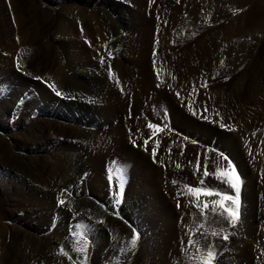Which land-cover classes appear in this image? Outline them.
I'll return each mask as SVG.
<instances>
[{"label": "rangeland", "instance_id": "rangeland-1", "mask_svg": "<svg viewBox=\"0 0 264 264\" xmlns=\"http://www.w3.org/2000/svg\"><path fill=\"white\" fill-rule=\"evenodd\" d=\"M131 1L132 3H130ZM142 1L0 0V42L1 44L4 42L2 47L0 44V260L2 262L4 257L7 258L9 255L7 264H20L16 260V247L14 248L12 245L16 240L24 242V244H29L31 241V247H28L31 255L34 251L30 249L35 247L36 241L42 243L44 247H50L53 242H56V238L52 237L50 233L58 224L54 223L52 229L50 228L47 203L54 199L57 200V205L61 206L58 201L61 199L66 201L63 193L57 194L58 187L54 184L58 182V178L65 170L60 164L61 157L65 156L71 146H80L73 136L76 128H84L87 131L86 134L90 136L98 134L100 141H104L105 136L112 133H114L113 139L116 141L124 133L122 143L127 142L130 148L143 153L141 151L143 139L137 137L134 140L128 134L130 129L127 131L123 129L126 128L125 118L131 122L139 120V117L132 115V110L126 114V111H123L116 103L119 99L118 96L115 95L116 100L110 99V96L106 97L110 101L106 102L103 110L95 109L90 105L69 107L64 104V100H68L66 94L62 92L65 88L59 89L56 83L58 72L56 68H58V62L66 56L65 53L71 55L72 58L75 57L74 59L94 58L95 63L93 62L92 66H97L95 68L99 76L96 71L94 74L99 81H103L104 77H110L109 65L111 72H115L114 75H117L116 66L118 64L117 70L120 67L122 69L118 71L120 80L132 78L135 63L131 48L132 35L138 34L141 28L149 26V22H152L153 25L157 21H160L161 24L164 22L161 15L149 14L152 7L147 6L148 4L146 7L144 6L145 13L140 11L139 8L143 7L144 3ZM158 1L149 0L148 3L153 6L163 4ZM197 1L199 0H195V3ZM212 1L216 12H218L217 22H222L224 16L229 15L227 21L233 19L234 30L229 40L232 45L235 43L234 50L226 52V56V53L219 55L220 61L216 60L218 65L215 64L218 67L215 66L216 68L212 69L211 73L207 71L200 73L201 86L195 91L199 95L194 93L192 98L187 95L184 100H179L180 95L172 85L166 89L169 98H174L171 105L175 108L177 124L176 121L172 122L169 113L166 115L167 118L161 122L152 118H148L147 121L148 125L152 124L158 130H166L169 136L177 138L180 144L177 142L178 149L176 150L184 151L183 155L187 152L185 157L194 156L192 162L196 160V165L192 166L193 164L190 162L187 165L185 157L182 163L174 162L170 153L172 154L175 148L172 146L164 153L162 148V144H165L164 139L153 133L147 140L149 143L154 140L155 145L147 149V157L136 155L134 158L136 163H133L132 166L116 168L115 176L110 181L113 182L110 185L111 200L114 199L113 187L122 184V198L125 199L128 196L133 206L137 207V204L139 206L135 221H130L122 212V206H119L120 209H116L115 200L112 201L113 209L107 211L109 216L116 221L117 226L119 225L118 229L121 228L114 240H109L111 242L109 247L113 250V258L117 259L118 255L120 260H117L125 262L124 264H135L128 262L127 255L132 252L138 256L136 264L144 262L148 264H203L202 256L204 257V250L207 247H211L216 253L215 264H264V108L259 111L256 105L257 100L264 97V0H245L242 6L237 5L236 0ZM177 2L181 6L189 3L188 0H177ZM204 2H208V0L199 1V3ZM104 9L111 10L110 12L122 23L120 27L119 24L111 23V20L105 27L106 29L102 31L94 26L93 21L97 20L98 16L100 17V13ZM148 9L150 10L148 11ZM253 13L254 15H252ZM255 14L259 19L258 25L254 29H250L251 26L246 28V25L249 26L250 18L255 17ZM167 25L166 21L165 26ZM67 30L72 36L70 37L71 43L66 42L63 36ZM103 31L106 32L103 33ZM120 36L123 38H119ZM12 39H16L18 42V49L17 46L12 45ZM109 53H111V57ZM24 54H31L30 59L33 57V60L28 61L30 64L26 62ZM126 54L129 55L126 56ZM153 58L148 59L150 68H147V72L150 78L155 77V80L159 82L161 74L159 75V68L154 64L156 59ZM98 59L100 63L97 62ZM102 59L104 60L103 64L101 63ZM151 60H154V63ZM202 62L205 63V59ZM23 63L25 64L23 65ZM152 63L155 67L152 66ZM152 68H154V73H157L153 74ZM121 71L124 74H121ZM203 72H205L204 75ZM88 76L90 75H85V78ZM171 76L175 77V74L173 73ZM205 83L209 88L211 87V92L208 87L202 86ZM49 84H52L55 90L62 92L63 95L57 96L53 89L47 86ZM258 84L262 90V96H258L259 90L256 88ZM99 87L103 86L99 85ZM68 88L74 90L76 87ZM205 91L207 92L205 93ZM119 93L120 91L117 95ZM212 93L217 96L215 97ZM55 96L60 101L54 99ZM130 98L131 100L135 99L131 95ZM199 103L201 109L197 105ZM205 108L207 112H205ZM210 112L212 115L208 114ZM245 113L249 117L245 116L248 122L255 121V125L260 127L254 134L260 138L258 143L256 138H251V136L247 138L241 134L245 125L244 121L241 122V117ZM204 122L211 123L210 127L213 130L210 129V133L200 127L205 124ZM221 123L230 126L232 130H229V127L222 128ZM85 136L87 135L82 134L80 139L82 140ZM252 139L256 143H253ZM251 140L252 143H250ZM157 141H159L158 146ZM241 142L243 143L241 144ZM190 144L192 149L188 148ZM153 149L156 150L155 157H153ZM160 155H165V158L169 157L172 161L164 162V166H161L163 164H161ZM14 156L23 157L29 162L31 178L16 174L8 165L10 158ZM224 156H227L236 166L242 180L241 220L233 227L223 217L216 216L215 227L201 228L194 225L192 227L191 223L189 224L185 219L184 214L186 207L190 206L188 200L192 197L187 194V186L197 187L199 181L203 179L205 187L225 189L226 186L224 184L219 186L220 182L214 178L217 168L224 170L228 167V160H225ZM198 157L199 171H197ZM106 163L103 168L107 172L115 167L108 161ZM205 165L209 172L206 178L203 177ZM95 169V167H91L84 175L96 177L98 173ZM185 172L187 175L184 178L182 174ZM192 172L195 175L199 173L201 175L196 180V177H192ZM143 187L150 188L149 194L143 193L146 190ZM228 194H234V192L228 190ZM87 196L107 210L103 199H99L91 189H87ZM211 199H217V197L210 198L209 203ZM197 202L202 205L203 198ZM71 206L74 207V204ZM198 212L200 211L198 210ZM210 215L209 212L208 219H211ZM75 218L74 215L70 219L69 228L72 230L77 229ZM79 225L81 226V224ZM201 231L207 235L201 236ZM248 231L255 234L246 237L244 233ZM108 232L110 235L106 236L107 238L113 236L110 228ZM189 232L195 233L192 239L198 242L197 246L188 247ZM136 233L139 234V243L135 248H132L130 240ZM225 234L229 235L228 240L223 239ZM87 239L89 243H93L90 233ZM32 241L34 242L32 243ZM197 247L200 248V252H197ZM123 257L126 258L123 259ZM145 257L148 259L146 260ZM102 261H104L103 258L99 256L91 264H100ZM0 264H6V262Z\"/></svg>", "mask_w": 264, "mask_h": 264}, {"label": "bare ground", "instance_id": "bare-ground-1", "mask_svg": "<svg viewBox=\"0 0 264 264\" xmlns=\"http://www.w3.org/2000/svg\"><path fill=\"white\" fill-rule=\"evenodd\" d=\"M121 1L122 0H120V2ZM143 1H144V3H143ZM143 1H142L143 5H142V3L139 4L140 6L141 5L143 6V7H140L139 10L144 11V13H145L146 8H144V6L146 7V4H148L147 6L152 7L151 10L148 9V11L150 10L149 14L150 15L151 14L152 15H155V14L161 15L162 16L161 18L164 19V22L161 24L160 21H157V23L155 25H153L152 22H149L150 23L149 26L144 25L145 27L141 28V30L138 32V34L132 35V43H131L132 47L131 48H132V54L134 55V56L133 55L132 56L135 58L134 59L135 63H134V67H133L134 68V72H133L134 74H133L132 78L126 80L123 78V76H124L123 75L122 76L123 79L120 80L121 77H119L120 75H118V71L122 70V69L120 67V69L117 70V68H119V66H118L119 64H118L116 66L117 75H114V77H111V78L110 77H107V78L104 77L103 81H99L96 78L97 76H99L97 71H96L97 69L95 68L96 65L94 67L92 66V63L93 62L95 63L94 58L74 59L75 57L72 58L71 55L65 53L66 56L64 55L65 56L64 59H62L60 62H58V68H56L58 71L56 83L58 84L59 89L65 88L64 89L65 91L63 90L62 92L66 94L68 100H64V102H65L64 104H66L69 107H78L80 105H90V106L94 107L95 109L103 110L106 106V102L110 101V100L108 101L106 99V97L110 96V99H112V98L115 99V95L118 96L119 99L117 98L118 99L116 102L117 105H119V107L121 109H123V111L125 110L126 114L128 113L129 110H132L133 111L132 115L139 117V120H136V121L132 120L131 122L129 119L125 118L124 121L126 123V128L124 127L123 129L126 131L130 129L128 134L130 135V137L134 138V140L137 137L143 139L142 144H141V147H142L141 151L144 154L138 152L137 150H135L133 148H130L127 145V142L122 143L124 133L122 134L123 136L120 135L118 140L115 139L116 141H114V139H113L114 133L108 134L103 139L104 141H102V140L100 141L99 140L100 137H98V134L96 135L97 137L96 136H90V135L86 134L87 131H85L84 128H80V127H79V129L76 128L75 133H73V136L75 137L74 140H76V142H78V145H80V146H71L70 148H68L67 152L65 153V156L61 157L60 164L63 165L65 170H64L63 174L58 178V182L56 184H54L55 186L58 187L57 194L63 193V197L66 200L65 204L59 206V205H57V200H54V199L52 202L47 203L48 204L47 213H48L50 228L52 227V225L54 223L58 224L54 230L51 228L52 232L50 233L52 235V237L54 236L56 238V242H53V244L51 243L52 245L50 247H46V246L44 247L42 243H40L39 241L38 242L36 241L35 247L33 246V249H30V250L34 251V253L31 255V253L29 252V249H28V247H31L30 246L31 241L29 242V244H27V243L24 244V242L22 243L21 241L16 240L15 242H13L12 245L14 248L16 247L15 252L17 251V254L14 252V255L16 254V260L20 264H35L36 262H38L37 264H40V263L41 264H91V262L94 260H97V258L99 256H101L104 260L100 264H124L125 262H123V263L119 262L120 259H119L118 255L116 256V258L119 260L113 258L114 257V255H112L113 250L111 249V247H109V245L111 243L110 242L111 239L114 240L115 236L117 235V233L121 229V228L118 229L119 225L117 226L116 221L113 220L107 212L108 209H113L112 201L115 200V199L111 200V198H110V197H112L110 195L111 190H112V189L110 190V188H111L110 185L113 183L110 181H111L112 177L115 176V172L117 171L116 168L121 167V166H123V167L132 166L133 163H136V161L134 160L136 155L139 157H143V156L147 157V154H148L147 149L150 147H154L155 143L153 140V142H151V143L148 142V144L145 146L144 142L153 133L155 135H159L160 138L164 139L163 141L165 144L164 145L162 144V148H163L164 153L167 149H171L172 146L175 148V151L173 152L171 150L173 153L172 154L170 153V155H172L171 157L173 158L174 162H177V164L182 163L183 158L186 156L187 152L184 153L185 155H183V154L181 155V153H183L184 151H181V150L177 151L176 150V149H178V146H177V142L179 143L178 139L175 137L169 136L168 131H166V130H158L157 127L156 128L155 127L150 128L148 123H147L148 118L149 119L152 118L155 121L159 120L161 122L162 120L167 118L166 115L169 113L170 117L172 118V122L176 121V124L178 123L177 116H176V113L174 111L175 108H173V106L171 105L173 102L172 100L174 98L173 99L169 98L168 93H166L167 92L166 89L170 88V85H172L174 87V89H176L178 91V94L180 95L179 100H184V97H186L187 95H188V97L190 96V98H192L194 96V93L199 95V93L195 92V91H197L201 86V84H200L201 80L199 77L200 73L202 71H207V72L211 73L212 69L218 67V66H216V65H218V63L216 64V60L220 59V58H218V56L223 54V53H226V52L229 53L231 50H234L235 43L232 45L231 40H229L231 38V35L233 33V30H234V26L232 25L233 19L227 21L229 19L228 17L230 16L229 15L227 17L224 16V19L222 20V22H217L216 17H217L218 12H216L212 0H208V2H204V3H199L200 0L197 1V3H195V0H188L189 3H185V4H187L186 7H185V4H183L182 6L179 5L177 0H159L160 2H163V4L162 5L158 4V5H154V6H153V4L149 5V3H148L149 0H143ZM184 1H187V0H184ZM236 1H237L236 2L237 5L242 6V4L244 3L245 0H236ZM130 3H132V1ZM116 4H117V2H116ZM110 11L107 9L102 10L100 13V17L98 16L97 20L93 21L94 26H96V28H98V30L102 31V30L106 29L105 27H107L110 20H111V23H116L117 25L119 24V27H120V24H122L120 21H118V18L116 16H114ZM223 13H225V12H223ZM139 14H140V12H139ZM252 15H254V13ZM18 19H19V17H18ZM13 21L15 22V20H13ZM166 21L168 22L167 26H165ZM258 23H259V19L256 17V14H255V17L252 16L250 18V21L248 23L249 26L246 25L247 26L246 28H249L251 26L250 29L251 28L254 29V28H256ZM14 24L17 25V23H14ZM38 24H39V22H38ZM111 25H113V24H111ZM244 27H245V25H244ZM109 29H111V28H109ZM117 31H118V29H117ZM105 32L103 31V33H105ZM69 33H70V31L67 30L63 36H64V39H66V42L69 41V43H71L72 41L70 40V37H72V36H70L71 34H69ZM119 38H121V36ZM116 39H117V37H116ZM1 41H4V40L1 39ZM20 42L23 43L22 41H20ZM12 43H13L12 45L17 46V49L19 48V44L16 41V39L13 40ZM245 43H247V42H245ZM0 44H1V42H0ZM3 44H4V42H2L1 47ZM127 47H128V44H127ZM239 51H241V50H239ZM128 52H130V51L128 50ZM27 53H28V51H27ZM130 54H131V52H130ZM25 55L26 54H24L23 57L27 60L26 62L29 63L28 61L31 60L33 57L30 59L31 54L30 55L27 54L26 56ZM128 55L126 54V56H128ZM226 55H227V53L225 54V56ZM133 57H132V59H133ZM151 57H154L156 59L155 63H154V60H155L154 58H153L154 60L153 61L151 60V61L159 68V71H160L159 75L161 74L159 82L157 80H155V77L150 78V76H148L147 68H150L148 66V63H149L148 59ZM127 59H129V58H127ZM204 59H205V63L202 62V61H204ZM21 61H23V60H21ZM23 62H25V61H23ZM97 62H99V59ZM24 64L25 63H23V65ZM96 64H98V63H96ZM154 64L152 66H154ZM152 69H153V72H152V70H151V72L153 74L157 73V72L154 73V68H152ZM98 70H100V69H98ZM95 71L97 73L96 77L94 74ZM54 73H56V72H54ZM113 73H115V72H113ZM122 73L123 72L121 71V74ZM173 73L175 74V77L171 76V74L173 75ZM204 73L205 72H203V75H204ZM85 75H90V76H88V78H85ZM153 76H155V75H153ZM55 79H56V77H55ZM117 80L119 81V83H117ZM99 85L100 86L102 85L103 87H99ZM72 86H74V88L75 87L76 88L73 90L71 88ZM256 86L255 87L259 90L258 96H262L263 93L261 92L262 90H261L259 84ZM68 87H70L71 89H69ZM208 88H206V89L208 90ZM256 88H255V90H256ZM121 89H123V90H121ZM209 89L211 92V87ZM119 91L122 94L121 95L119 93L120 96H119V94L117 95V93ZM219 91L220 90L218 89V92ZM170 92H173V91L170 90ZM206 92L207 91H205V93ZM215 92H216V90H215ZM222 93L226 94L225 92H222ZM208 94L211 95V93H208ZM212 94H214V96H215V93H212ZM130 95L135 97V99L131 100ZM173 95H175V93ZM197 95L195 96L196 100H197ZM216 96H217V94H216ZM209 97H211V96H209ZM54 99H56L57 101H60V99L57 98V96H55ZM208 100H211V99L208 98ZM221 100H222V98H221ZM211 102H212V100H211ZM213 102H214V100H213ZM208 104H209V101H208ZM189 105H190V103H189ZM197 105L199 106L200 103ZM256 105H257V107H258L257 109L259 111L263 110V108H264V97H263V99H261V98L258 99ZM174 106H175V103H174ZM200 109H201V107H200ZM236 109H238V108H236ZM213 110H215V109H213ZM205 112H207V111L205 110ZM205 114H207V113H205ZM208 114H211V112ZM207 116H210V115H207ZM245 116H247L246 113L243 114L241 117V122L242 121L245 122L244 128L241 131L242 132L241 134H244L247 138L250 136H251V138H256V141L258 143L260 138L257 136H254V134L258 131L257 129H260V127H257L255 125V121L254 122H248L246 120ZM257 119H258V117H257ZM145 122H146V124H145ZM258 124H260V123H258ZM210 126H211V123L210 124L205 123L200 127H203L204 130H208V132L210 133V129H212ZM158 132H159V134H158ZM115 133H117V132H115ZM82 134H85L87 136H85L81 140L80 137L82 136ZM93 137H95V138H93ZM247 138H246V140H247ZM180 140H182V139H180ZM252 140L250 143H252ZM166 141H167V143H166ZM76 142H75V144H77ZM80 143H82V144H80ZM242 143L243 142H241V144ZM253 143H256V142L253 140ZM188 146H189V144H188ZM191 147H192V145L190 144V147H188V148H191ZM193 147H195V146H193ZM174 148H173V150H174ZM195 149H197V148H195ZM190 154H191V151H190ZM188 155H189V153L187 154V156ZM193 157H191L190 155L188 157H185L187 159V161L186 162L184 161V162L187 163V165L189 164V162H191V164H193L192 166H195L196 160H193V162H192ZM107 161L115 166V167L111 168V171H109V172H107L103 168L105 166L104 164H107L106 163ZM160 161H161V164H163L161 166H164V162H171L172 159L169 157L165 158V155H163V156L160 155ZM185 163H183V164L185 165ZM183 164H181V165L183 166ZM8 165H10V167L16 172V174H19L21 176L25 175L26 177H29V178L32 177L31 176L32 172H31L30 168L28 167L29 162L25 158L18 157V156L11 157ZM91 167L96 168L95 171H96V173H98L96 175V177H92L91 175L86 177V175H84V173L87 170L91 169ZM191 174H192L193 178L196 177V180L198 179L199 175H201L200 173L195 175V174H193V172ZM186 175H187L186 172H185V174L184 173L182 174V176L184 178ZM116 183H118V182H116ZM247 183H249V182H247ZM181 186H182V184H181ZM219 186H221V183ZM117 188H118V186H116V185H115V187H113V190H114L113 193L114 194L116 193ZM144 188L145 187H143V189ZM65 189H67V191H65ZM87 189H91L92 192H94L98 195L99 199H103V202L106 203L107 210H105L102 206L98 205L96 202L89 199V197L87 196ZM145 189L146 190L143 191V193L146 195L149 194L150 188L146 187ZM57 194H56V196H57ZM136 195H138V194H136ZM188 201L190 202V206L188 205V208L186 207L184 214H185V219H187L189 224L191 223L190 225H192V227H193V225L195 227H198L201 224H203V227H215L216 216L210 215L211 219L207 218V221L205 222L203 220L201 213L198 212V210L194 206L198 202L195 201V199L193 197H191ZM71 204H74V207H72ZM119 206H122L121 207L122 212L129 218L130 221L136 220L135 216L139 210L138 204H137V207H136V205L133 206L129 200V197L127 196L125 199L122 198V203L117 205L116 209H120ZM74 215L76 216L75 219L77 221V224H81V227L77 228L75 230H72L69 228L70 227L69 225L71 223L70 219ZM101 221H103V223H101ZM75 227H76V225H75ZM109 228H110V231L113 232V236H109V238H107L106 236L110 235L108 232ZM193 230H194V228H193ZM74 231L84 232L86 237L89 235V233L92 235L93 243H89V240H88V252H87L86 262L82 259L83 254L76 251V248L79 245H77V243H76V240L78 238L73 237L71 234ZM88 231H89V233H88ZM190 231H192V230H190ZM244 234L246 235V237L247 236L250 237L252 234H255V233H253L252 231H248V232H245ZM34 239H35V237H34ZM33 242L34 241H32V243ZM81 244H83V241H81ZM22 249H23V252H22ZM143 253H145V252H143ZM127 256H128V262L129 263H135V264L137 263V257L138 256H136L134 252L129 253V255H127ZM145 256H146V254H145ZM14 258H13V260H14ZM125 258L126 257H123V259H125ZM8 259H9V255H7V258L4 257L3 262H2V260H0L1 261L0 263L6 262V264H7ZM145 259H146V257H145ZM10 260H12V259H10ZM13 262L15 263V261H13ZM143 264H148V263L144 262Z\"/></svg>", "mask_w": 264, "mask_h": 264}, {"label": "snow or ice", "instance_id": "snow-or-ice-1", "mask_svg": "<svg viewBox=\"0 0 264 264\" xmlns=\"http://www.w3.org/2000/svg\"><path fill=\"white\" fill-rule=\"evenodd\" d=\"M109 56L111 57V53H109ZM101 63H104V60H101ZM109 70V76L110 78L114 73L111 72V66H108ZM117 83L119 81L117 80ZM48 87L52 88L54 93L57 96H62L63 93L60 91H56L54 86L52 84L47 85ZM203 87H207V84H203ZM123 90V89H121ZM205 110H207L205 108ZM220 126L222 128L229 127V130H232L230 126H226L225 124L221 123ZM149 127H155L152 124H149ZM145 145L148 144V141L145 140ZM159 145V141H157V146ZM170 151V150H169ZM183 153H181L182 155ZM223 155V154H221ZM156 156V150L153 149V157ZM225 160H228V167L227 169L221 170L220 168H217V174L216 179L226 186L225 189L221 188H212V187H205L204 186V180L201 179L199 181V186L197 187H191L187 186V194L194 197L196 201H200L201 198H203L202 205L200 203H196L194 206L201 212V215L203 217V220L206 222L208 218V214L212 216H220L223 217L228 221L230 225L235 227L241 220V199H240V193H241V185L242 180L237 172L236 166L232 163L230 159H228L227 156H224ZM191 163V162H190ZM179 167V165H177ZM197 171H199V157L197 158ZM209 175V172L207 170V165H205V169L203 172V177H207ZM175 183V181H173ZM228 190H232L234 194H228ZM67 191V189H65ZM122 196H123V185H119L117 188L116 193L114 194V199L116 205H119L122 202ZM179 196V193H178ZM217 197V199H211V202L209 203L210 198ZM58 203L60 205L65 204V201L63 199L59 200ZM179 207V203L177 204ZM115 211V209H114ZM103 223V221H101ZM77 228H80L81 226L79 224L76 225ZM200 227H203V224L200 225ZM73 237L78 238L76 240L77 245H79L76 248V251L79 253H82V259L86 262L87 260V252H88V239L85 236L84 232L80 231H74L71 233ZM214 235L216 233H213ZM195 235L193 232L188 233V247H194L197 246L198 242L194 241L192 237ZM201 236H206L207 233L201 231ZM139 239V234L136 233L134 237L130 240V245L132 248H135L137 246ZM224 240L229 239V235L225 234L223 235ZM81 241H83V244H81ZM197 252H200V248L197 247ZM205 255L202 257L203 264H215L216 260V253L211 247H207L205 250Z\"/></svg>", "mask_w": 264, "mask_h": 264}]
</instances>
